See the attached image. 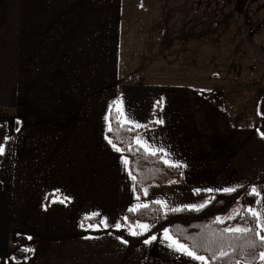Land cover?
<instances>
[{
  "label": "crops",
  "instance_id": "obj_1",
  "mask_svg": "<svg viewBox=\"0 0 264 264\" xmlns=\"http://www.w3.org/2000/svg\"><path fill=\"white\" fill-rule=\"evenodd\" d=\"M183 1L195 2L0 0V264H206L170 249L163 231L133 241L121 218L158 199L178 208L209 203L217 189H264L262 91L247 123L228 83L183 84L197 34ZM118 103L146 126L125 123L138 128L135 143L163 148L178 178L135 194L128 159L106 133ZM257 201L251 208L264 213V192ZM256 218L264 237V215Z\"/></svg>",
  "mask_w": 264,
  "mask_h": 264
},
{
  "label": "trees",
  "instance_id": "obj_2",
  "mask_svg": "<svg viewBox=\"0 0 264 264\" xmlns=\"http://www.w3.org/2000/svg\"><path fill=\"white\" fill-rule=\"evenodd\" d=\"M258 106L262 117L259 130L264 133V97L260 99ZM137 131L138 128L120 120L117 110L110 109L107 136L128 159L134 179L135 194L141 196L146 184L172 181L181 175V168L165 163L160 153L150 154L137 145L134 141ZM7 133L6 123H0V145L5 142ZM242 186L231 194L223 191L215 192L209 203L200 211L164 212L160 205L154 202L144 204L147 207L130 208L121 218L124 226L146 221L151 227L137 236L126 232L123 234L139 242L167 228L181 243L193 248L198 255L206 257V264H256L263 250L264 240L261 239L256 216H253L248 209L256 203L257 196L247 194L251 190L250 184ZM238 202L239 214H235L234 219H222L223 223L216 220V217L228 213ZM95 219V217L84 218L82 223ZM237 224L240 225L237 228L248 231H224L226 228L237 229ZM17 240L24 241L20 235L17 236ZM25 256L22 250H13L10 253L13 259H23Z\"/></svg>",
  "mask_w": 264,
  "mask_h": 264
},
{
  "label": "rangeland",
  "instance_id": "obj_3",
  "mask_svg": "<svg viewBox=\"0 0 264 264\" xmlns=\"http://www.w3.org/2000/svg\"><path fill=\"white\" fill-rule=\"evenodd\" d=\"M194 1L190 6L182 2L183 12L191 9V25L197 30L192 58L188 56L180 66L183 84L228 83L235 95V106L239 98L245 102L248 123L256 116L252 94L261 89L264 97V0ZM189 23V19H183V27ZM239 207L238 202L219 217L235 216ZM138 224L150 225L141 221L123 230L128 234L130 230L145 232Z\"/></svg>",
  "mask_w": 264,
  "mask_h": 264
},
{
  "label": "snow or ice",
  "instance_id": "obj_4",
  "mask_svg": "<svg viewBox=\"0 0 264 264\" xmlns=\"http://www.w3.org/2000/svg\"><path fill=\"white\" fill-rule=\"evenodd\" d=\"M117 112L118 113H121L123 115V122L124 123H128V124H132L136 127H146L144 125H140L138 122H136L135 120L133 119H130L129 117H127V115L125 113H123V109H122V106L118 103L117 104ZM106 119H108L106 117ZM111 131V127L109 129ZM262 136H264V133L261 134ZM136 142L137 144H142V146L145 148L146 151H148L150 154H155L156 152H164L165 155H167V153L165 152V150L163 148H154L152 145H150L146 140L143 139V137L141 136H137L136 137ZM109 143H112L111 140H109ZM113 147L115 148L116 146L113 145ZM117 151H120L119 148H116ZM4 153V147L3 145H0V155H2ZM127 163V161H125ZM165 163H168L170 166H177L179 167V163L178 162H173V161H169V160H165ZM243 186L242 185H236V186H233V187H230V188H224V189H217L216 191H223L224 193L226 194H231L233 192H236L238 191L240 188H242ZM195 191L199 192L200 190L199 189H196ZM205 191H208V192H212L213 189H206ZM262 192H264V189H258L256 186H253L250 190L249 193H247L248 195H254V196H261ZM261 201H257V203H260ZM154 203L156 204H159L165 208L168 209V211L170 212H180V211H185V210H195V211H200L202 208H204L206 206V203H201L199 205H195V204H190V205H183L181 207H170L166 201H163V200H156L154 201ZM142 207H147V205H142ZM249 212H251V214L253 216H256V217H261L262 215H264V213L262 212H258L252 208H249L248 209ZM237 215L239 214V211L237 210ZM91 215H99L98 213H93ZM165 215H167V213H165ZM88 218V217H86ZM235 216H229L227 217V219H234ZM216 220L218 222H221L223 223V220L221 217H216ZM101 223L105 224V226H109L108 225V221H107V218H104V220L101 221ZM83 226V224H82ZM93 225H89V227H92ZM116 228H120L121 225L119 223L117 224H114L112 225ZM96 227H99V225H96ZM138 227L143 230V231H147L151 225H148V224H138ZM224 231H248V229H241V228H237V229H225ZM130 234L133 235V236H137V235H140L142 234V232H137L135 230H130ZM163 236H164V239L168 242L167 243V246L172 249L174 252H177V253H180L181 255L183 256H187L190 260H194V261H198V262H205L206 261V257L204 256H201V255H198L196 253V251L189 247L188 245L184 244V243H181L180 240H178L177 238H175L174 236H172L170 234V229H167L165 228L163 230ZM117 239H120L123 243L127 244L128 241L127 240H123L122 237H117ZM262 240H264V237H261ZM157 240V236L155 235H152L150 236L148 239H145L144 243L145 244H150L152 243L153 241ZM28 251H32V249H28ZM213 259H215V257H213ZM261 260L264 261V253H261Z\"/></svg>",
  "mask_w": 264,
  "mask_h": 264
}]
</instances>
